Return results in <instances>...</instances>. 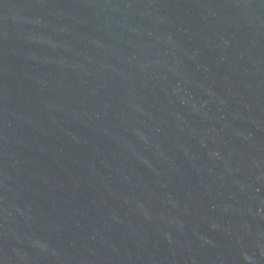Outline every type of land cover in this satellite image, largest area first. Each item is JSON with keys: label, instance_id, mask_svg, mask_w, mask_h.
Listing matches in <instances>:
<instances>
[{"label": "water", "instance_id": "obj_1", "mask_svg": "<svg viewBox=\"0 0 264 264\" xmlns=\"http://www.w3.org/2000/svg\"><path fill=\"white\" fill-rule=\"evenodd\" d=\"M0 264H264V0H0Z\"/></svg>", "mask_w": 264, "mask_h": 264}]
</instances>
